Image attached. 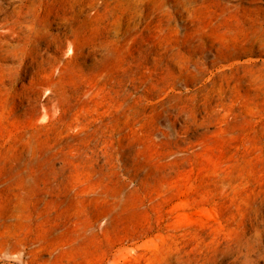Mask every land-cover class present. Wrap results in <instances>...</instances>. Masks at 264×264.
Returning <instances> with one entry per match:
<instances>
[{"label":"rangeland","instance_id":"374dc122","mask_svg":"<svg viewBox=\"0 0 264 264\" xmlns=\"http://www.w3.org/2000/svg\"><path fill=\"white\" fill-rule=\"evenodd\" d=\"M0 264H264V0H0Z\"/></svg>","mask_w":264,"mask_h":264}]
</instances>
